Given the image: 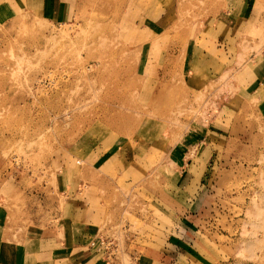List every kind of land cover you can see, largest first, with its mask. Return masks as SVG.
Here are the masks:
<instances>
[{
  "label": "rangeland",
  "instance_id": "obj_1",
  "mask_svg": "<svg viewBox=\"0 0 264 264\" xmlns=\"http://www.w3.org/2000/svg\"><path fill=\"white\" fill-rule=\"evenodd\" d=\"M257 59L264 0H0V234L264 264Z\"/></svg>",
  "mask_w": 264,
  "mask_h": 264
},
{
  "label": "crops",
  "instance_id": "obj_2",
  "mask_svg": "<svg viewBox=\"0 0 264 264\" xmlns=\"http://www.w3.org/2000/svg\"><path fill=\"white\" fill-rule=\"evenodd\" d=\"M259 60L250 64L252 60L246 65L249 72L247 73L248 85L244 88L245 91H250L251 86H254L251 92L264 88V63L259 64ZM83 193L84 191H79V195H83ZM70 206H72L71 211L85 212L82 204L73 203ZM84 216L83 221L79 225L76 224L81 230L70 233L65 229L62 239L57 238L55 234L31 238L0 234V264H108L105 252L100 251L98 247L100 240L108 239L95 240L93 243H96L97 246H93V243L90 244L93 239L87 235V224L84 223L87 216L80 214V217ZM145 257V260L140 264H153L150 256L149 258Z\"/></svg>",
  "mask_w": 264,
  "mask_h": 264
},
{
  "label": "built area",
  "instance_id": "obj_3",
  "mask_svg": "<svg viewBox=\"0 0 264 264\" xmlns=\"http://www.w3.org/2000/svg\"><path fill=\"white\" fill-rule=\"evenodd\" d=\"M99 250L104 251L106 255L110 258V254L113 253L114 249L116 248V242L114 240L108 239V240H100L99 241ZM93 246H97L96 243H93Z\"/></svg>",
  "mask_w": 264,
  "mask_h": 264
}]
</instances>
